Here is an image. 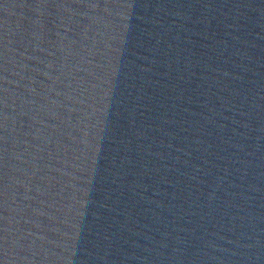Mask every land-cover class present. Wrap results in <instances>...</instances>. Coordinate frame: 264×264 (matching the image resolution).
Listing matches in <instances>:
<instances>
[{"label":"water","instance_id":"obj_1","mask_svg":"<svg viewBox=\"0 0 264 264\" xmlns=\"http://www.w3.org/2000/svg\"><path fill=\"white\" fill-rule=\"evenodd\" d=\"M0 264H264V0H0Z\"/></svg>","mask_w":264,"mask_h":264}]
</instances>
